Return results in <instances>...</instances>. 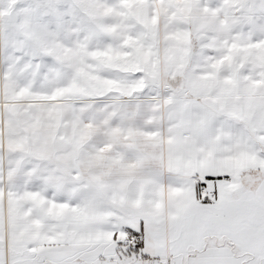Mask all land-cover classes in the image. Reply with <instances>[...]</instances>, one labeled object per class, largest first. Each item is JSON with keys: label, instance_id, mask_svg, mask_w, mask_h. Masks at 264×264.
Returning <instances> with one entry per match:
<instances>
[{"label": "snow or ice", "instance_id": "6c2138e0", "mask_svg": "<svg viewBox=\"0 0 264 264\" xmlns=\"http://www.w3.org/2000/svg\"><path fill=\"white\" fill-rule=\"evenodd\" d=\"M0 264H264V0H0Z\"/></svg>", "mask_w": 264, "mask_h": 264}]
</instances>
